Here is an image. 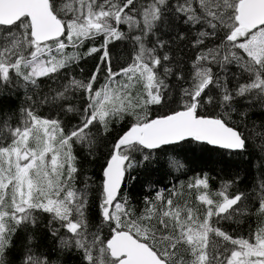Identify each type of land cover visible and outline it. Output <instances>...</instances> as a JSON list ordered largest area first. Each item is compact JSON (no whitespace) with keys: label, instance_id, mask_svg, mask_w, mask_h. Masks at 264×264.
<instances>
[{"label":"snow or ice","instance_id":"snow-or-ice-1","mask_svg":"<svg viewBox=\"0 0 264 264\" xmlns=\"http://www.w3.org/2000/svg\"><path fill=\"white\" fill-rule=\"evenodd\" d=\"M0 264H264V0H0Z\"/></svg>","mask_w":264,"mask_h":264}]
</instances>
